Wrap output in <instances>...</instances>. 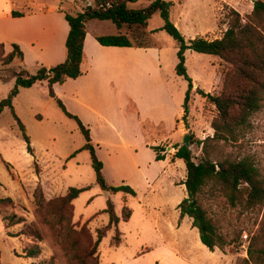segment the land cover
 <instances>
[{"label":"rangeland","instance_id":"1","mask_svg":"<svg viewBox=\"0 0 264 264\" xmlns=\"http://www.w3.org/2000/svg\"><path fill=\"white\" fill-rule=\"evenodd\" d=\"M5 1L12 3L13 8L24 3L33 7L34 10H47L53 6L69 14L82 11L91 2V0H33V3L28 4V0H0V4ZM149 1L131 2L128 7L139 8L148 4ZM167 1L171 2L170 20L181 32L185 41L197 36L208 39L220 37L227 26L226 15L229 8L236 9L244 16L251 11L253 4V0ZM47 15L50 16V20L57 18V14L49 12ZM61 21L65 23L63 16ZM162 23L163 20L158 13H154L149 18L148 25L145 27L133 24L123 25L117 29L110 20L95 18L86 22L90 33L107 35L118 32L126 34L134 44H152V47L157 48L159 65H161L160 76L172 98L164 106L155 101L152 103V122L144 121V119L141 121V116L135 114L134 108L132 110L130 106L125 111L122 108L120 110L121 105L114 107L116 110L108 117L109 122H101L87 114H84L81 119L74 113L89 128L91 142L100 155L105 156L107 149H116L114 158L118 157L117 161L106 160L102 170L106 182L109 185L124 183L133 189L136 187L140 199H143L138 200L137 195L133 198L127 197L130 206L127 203L125 205L131 209V217L126 222L118 223L121 242L117 245L112 244L115 231L108 230L98 243L96 256L98 263L181 264L176 258L181 257V251L178 250L175 256V251H167L158 245L159 234L152 226L156 213L172 217L175 211L173 203L179 195L185 193L183 187L177 186L184 181L182 180L184 176L181 175L174 181L177 185L165 184L164 181L157 180L152 186L153 199L150 205L143 202L147 194L143 196L141 193L144 188V184L141 183L142 171L135 168L132 161H128V156L123 155L117 148V146L123 147L125 142L131 147L141 144L143 141L141 135L144 131L147 140L160 141L169 137L159 146L163 148L160 153L171 154L178 145H182V138L176 133V129L185 127L184 134L189 135L188 148L197 161L201 155V148L197 141L213 133L210 122L216 114L215 107L196 93L193 87L190 91L186 124L181 121L187 80L175 72L178 44L168 33L160 29ZM46 28L45 25L44 30ZM54 46H57L56 51L60 52L59 56L64 57V44L58 41ZM50 47L51 41L46 30L43 33L40 31L39 38L33 41V46H26L25 58L21 66L33 74L41 63L46 65L45 62H53L54 58L48 57ZM4 50L8 52L5 46ZM184 56L188 76L196 77L200 87L204 88L203 91H206L205 88L210 84L208 92L218 94L222 87V75L225 68L223 61L217 56L198 53L191 49H186ZM18 65L17 62L0 64V72L8 75L11 68L16 69ZM140 78L142 87L149 84V78L144 71L140 73ZM12 85L13 80L0 79V100L7 95ZM141 99H147V97L143 94ZM62 102L64 104V101ZM64 105L69 112H72L66 104ZM70 107L73 108L72 105ZM13 109L24 125V131L33 151L32 153L27 151V144L11 110L4 108L0 113V194L12 197L16 185L26 191L21 201L16 203L13 201L12 206H4L0 209L2 214L13 212L23 219L21 223L9 227V233L14 236H5L4 229L0 227V264H20L19 260L14 262L13 249L24 251L25 247L32 243H36L40 249L33 263L49 260L52 256V264H81L82 253L96 238V230L104 227L108 222L107 213L102 211L108 197L103 193L104 190L94 184L95 177L88 150L80 149L85 142L84 137L75 120L67 117L55 101L49 98L45 83L21 88L13 101ZM156 114L161 116L158 117ZM110 129L115 132H111ZM174 136L179 137L180 140L178 142L170 140ZM165 146L169 147L167 151L164 150ZM227 149L235 156H250L264 175V108L251 117V125L241 143L228 146ZM138 150L139 156L147 157L145 150L142 148ZM37 184L42 188L44 199L49 201V204L36 206L32 191ZM85 186L88 188L72 200L71 216L68 211H60L58 198L64 195L69 187ZM109 198L115 204L116 214L120 215L124 204L123 194L117 192ZM199 200L220 233L228 239H233L236 234H239L232 245L220 249L222 257L225 256L228 259V264H241L242 259L247 257L246 248L252 237L259 236L257 246L264 245V205L260 209H245L240 204L231 206L224 196L213 195L209 190H206ZM32 226L38 230L39 237L27 234L16 235L20 231H30ZM81 226L84 228L80 231ZM243 234L247 235L246 238ZM93 259L88 258L85 264H94L95 259ZM22 263L30 264L26 260Z\"/></svg>","mask_w":264,"mask_h":264},{"label":"trees","instance_id":"2","mask_svg":"<svg viewBox=\"0 0 264 264\" xmlns=\"http://www.w3.org/2000/svg\"><path fill=\"white\" fill-rule=\"evenodd\" d=\"M138 0H91L82 11L75 14L64 13V19L68 24V32L64 42L65 57L63 61L49 67L39 66L35 73H29L21 66L23 52L17 43L10 44V50L5 52L4 44L0 42V64L7 65L17 62L16 69L11 68L8 75L0 72V79L14 78V84L7 95L0 100V113L4 108L11 110L22 137L26 142V148L32 153L30 141L24 131V125L15 114L12 104L13 97L21 87H30L37 81L46 80L48 95L56 105L69 118L75 120L84 137V144L80 149H86L90 155L91 167L94 172L95 182L101 190L110 193L121 192L135 195V190L127 184L109 185L102 172V162L97 157L95 148L91 142L90 130L75 115L69 112L61 99L53 90L54 83H63L67 78H76L80 75V64L83 58V42L86 35L85 22L89 19L110 20L117 29L123 25H141L145 27L149 18L158 13L163 23L160 29L168 33L177 41L176 74L187 80L182 103L181 119L186 124L189 113L190 91L193 87L192 79L188 76L185 67L184 52L191 49L198 53L217 56L224 63L222 87L218 94L205 92L196 88V93L211 102L216 114L210 122L213 129L212 135H207L197 141L201 148V155L197 161L191 151L185 145H178L174 151V157L181 158L185 164L186 175L183 181L186 196L178 203L180 217L185 215L191 218V224L198 230L199 239L208 249H223L232 245L235 238L228 239L217 230L213 219L202 206L199 197L206 191L216 196H224L231 206L242 205L245 209L261 208L264 205V175L248 155L235 156L227 147L240 144L251 125V117L264 108V0H253L252 9L242 16L236 9L229 8L227 13V26L220 37L208 39L197 36L185 41L183 35L170 20L171 2L167 0H150L148 4L139 8H130L128 4ZM13 16L22 13L12 11ZM96 40L105 46H131L132 42L126 34L98 35ZM155 151V159H163L160 146H152ZM88 187H69L66 193L58 198L60 211H68L69 216L73 211L72 200ZM33 200L37 207L47 205L42 188L39 184L32 191ZM11 197H0V209L4 206H12ZM1 211V210H0ZM108 215V222L104 227L96 230V238L89 243L88 249L82 253L81 264H85L88 258L97 261V247L101 238L110 229H114L112 244L120 242L121 233L118 231V223L127 221L131 215V209L125 204L121 214L117 215L113 201L108 197L106 206L102 210ZM1 213V212H0ZM2 214V213H1ZM5 228H9L23 221L15 213L2 214ZM84 228L81 226L80 231ZM9 235H12L8 232ZM27 234L39 237L36 227L30 231H20L16 234ZM258 237H252L246 248L247 257L241 264H264V245L257 246ZM40 253L36 243L27 245L23 256L37 257ZM93 259V260H94ZM52 256L49 260L39 261L37 264H52ZM36 264V263H32Z\"/></svg>","mask_w":264,"mask_h":264},{"label":"crops","instance_id":"3","mask_svg":"<svg viewBox=\"0 0 264 264\" xmlns=\"http://www.w3.org/2000/svg\"><path fill=\"white\" fill-rule=\"evenodd\" d=\"M30 3H33V0H28V4ZM13 7L14 5L8 3V1L0 4V42L4 44L6 50H10L11 43H17L25 58L26 46H33V41L39 38L40 31L43 33L46 30V34L51 41L48 57L54 58V61L51 63L45 62V64H47L43 66L49 67L63 61L65 56H59L60 52L56 51L57 46L55 47L54 44L58 41H60V44H64L65 42L69 27L65 19V23L61 21V16L64 18V13L53 6H50L47 10H34L33 7L25 3L17 8ZM12 11L22 14L13 16L11 14ZM49 12L54 15L57 14V18H52L51 21L49 19L50 16L47 15ZM45 22L47 24H45ZM86 22V35L83 42V58L80 64V75L76 78H67L63 83H54L53 90L55 94L64 101V104L72 111L71 113L78 114L80 118L84 114H87V116L95 117L101 122H109L110 119L108 117L116 110L114 107L121 105L120 110L122 108L125 111V109L130 106L132 110L134 108L135 114L141 116V121L144 119V121L149 120V122H152V103L155 101L164 106L167 102L172 100L160 76L161 65H159V50L152 47V44L137 45L132 43L131 46L101 45L96 40V36L100 34L90 33L86 26ZM45 25L47 28L44 30ZM42 64L44 63L40 65ZM143 71L149 78V84L144 87L141 86L140 78V73ZM191 79L194 90L196 87L204 90V88L200 87L198 84L199 81L196 80V77H191ZM10 80H13L14 84V78L10 77L8 81ZM44 83L47 85L46 80H42L35 82L31 86ZM208 85L210 86V84ZM208 87L205 88V92H208ZM18 94L19 91L13 97L12 104ZM143 94L147 99H141ZM49 98L51 97L49 96ZM70 105H72L73 108H71ZM156 115L158 117L161 116L160 114ZM181 121L179 123H181ZM184 129L185 127L176 129V133H178L181 138L184 135ZM110 130L111 132H115V130ZM141 136L143 138L141 144L139 143L131 147L125 142L123 147L117 146V148L121 150L120 152L123 155L128 156V161H132L131 163L135 168L142 171L141 183L144 184V188L141 193L143 196L147 194L143 202H147L151 205L153 199L152 186L155 182L161 180L164 181L165 184L177 185L174 184V181L178 180L181 175L184 176L182 179L184 180L186 170L184 175V161L181 158L174 157V152L171 154L164 152L162 153L164 155L163 159H155V151L152 149V146L162 145V142L168 140L169 137L160 141L147 140L144 131ZM170 140L178 142L180 139L174 136L171 137ZM139 148L147 152V157H143L142 155L139 156ZM168 149L169 147L165 146L164 150L167 151ZM95 152L102 162V170L105 167L106 160L117 161L118 159V157L117 159L114 158L117 153L116 149H107L105 156L100 155L98 149L97 151L95 149ZM120 152H118V154H120ZM94 184L96 185V182H94ZM177 186L185 189L183 182ZM134 190L136 192L137 188L134 187ZM25 191L26 190L22 187L16 185L12 197L2 194H0V197H11L14 203H16L17 201H21L25 196ZM106 192L105 194L103 191L107 197L110 196L112 198L114 196V193ZM137 192L135 195H137L138 200H143L140 199ZM135 195L123 194V203L129 205V199L127 197L133 198ZM185 196L186 190L185 193L179 195L177 200L173 203L175 211L172 217L162 216L160 213L155 214L154 212L155 216L152 227L154 231L159 234L160 242L158 245L165 248L167 251H175V256L178 254L177 251L180 250L181 257L179 256L176 258L179 259L181 264H228V259L225 256L222 257L220 249L214 248L210 250L201 243L198 230L196 227L192 226L189 216L185 215L180 217L177 205ZM15 214L17 215V213ZM0 227L4 229L5 236H11L8 234L9 228H5L4 226L1 213ZM23 252L24 251H15L13 249L12 256L15 258L14 262H18L19 260L21 262L20 264H23L22 261L26 260L27 263L29 262L32 264L36 260V257L23 256Z\"/></svg>","mask_w":264,"mask_h":264},{"label":"water","instance_id":"4","mask_svg":"<svg viewBox=\"0 0 264 264\" xmlns=\"http://www.w3.org/2000/svg\"><path fill=\"white\" fill-rule=\"evenodd\" d=\"M181 142H182V145H185L186 147H188L189 143H190L189 142V135L188 134H184L183 137H182ZM104 193L106 194L107 192L104 191Z\"/></svg>","mask_w":264,"mask_h":264},{"label":"built area","instance_id":"5","mask_svg":"<svg viewBox=\"0 0 264 264\" xmlns=\"http://www.w3.org/2000/svg\"><path fill=\"white\" fill-rule=\"evenodd\" d=\"M243 236H244V238H246L247 235L246 234H243Z\"/></svg>","mask_w":264,"mask_h":264}]
</instances>
